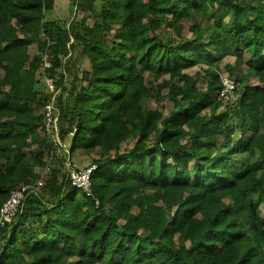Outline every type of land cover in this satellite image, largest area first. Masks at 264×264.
Here are the masks:
<instances>
[{"label": "trees", "instance_id": "16d2710c", "mask_svg": "<svg viewBox=\"0 0 264 264\" xmlns=\"http://www.w3.org/2000/svg\"><path fill=\"white\" fill-rule=\"evenodd\" d=\"M54 4L0 0V206L49 163L43 86L65 88L76 48L84 83L54 105L70 156L98 154L92 194L53 169L0 229V264H264V0H77L69 24ZM230 55L225 101L212 67ZM165 75L175 105L150 119Z\"/></svg>", "mask_w": 264, "mask_h": 264}, {"label": "rangeland", "instance_id": "374dc122", "mask_svg": "<svg viewBox=\"0 0 264 264\" xmlns=\"http://www.w3.org/2000/svg\"><path fill=\"white\" fill-rule=\"evenodd\" d=\"M84 16V13L79 10L77 6V0H55L54 8L51 10H47L45 12V19L46 20H59L61 22L70 23L71 20H80ZM89 22L92 23V19H89ZM187 24L191 22H186ZM165 29L169 30L172 35L173 29L164 27ZM30 52L31 54H34L37 52V45L32 44L30 46ZM68 59V68L65 69L64 75H63V83L65 88H55L57 90L56 97L60 96L61 93L64 92L65 97L68 96V93L70 90H73L76 85L78 88L84 83L82 79V73L84 69H88L90 67L89 60L84 56L80 51L79 48H76L75 50L70 51L67 58ZM228 62L234 63L235 62V56H226L222 60H219L218 65L213 66L212 69L219 70V73L226 74L232 76L234 79L236 77V72L231 73L227 67L226 64ZM246 67V66H244ZM207 66L206 65H196L193 67H190L186 69L185 71L188 72L190 75H193L198 79L200 87L205 88L208 76L206 73ZM1 74V71H0ZM250 84H256L257 79L254 76H251L248 81ZM155 84L157 87L159 86L161 88V92L159 95H156L153 93L152 98L150 99V105L151 108H153L151 112L150 119L153 117L154 109L161 110L164 114H168V112L173 109L174 107V100L170 98V85H169V76L165 75L163 77H160L155 81ZM44 89V95H46L48 92H50L49 88L46 86V84L43 86ZM53 95V96H52ZM51 99H53L54 94L52 93ZM237 97L236 92L234 93L233 100ZM42 108L40 107L39 111L41 112ZM42 138L44 139L45 134L43 131H41ZM46 138V137H45ZM68 141L71 140V138H67ZM49 142V141H48ZM50 143V142H49ZM40 143H37L32 146L31 151L37 152L36 149H38V145ZM48 144V143H47ZM51 144V143H50ZM48 146V145H47ZM69 147L66 146V149L63 147H60L57 145L56 147L54 145H50L49 147V155L46 157V161H48L49 165V174L52 172V170H57L59 172L60 176H63L64 174H67L68 179H70V169L74 167H83L87 166L92 163V160L98 158V154L96 152H85L82 150L76 151L73 154H69ZM260 213L264 215V204L260 207Z\"/></svg>", "mask_w": 264, "mask_h": 264}, {"label": "built area", "instance_id": "2783aa9c", "mask_svg": "<svg viewBox=\"0 0 264 264\" xmlns=\"http://www.w3.org/2000/svg\"><path fill=\"white\" fill-rule=\"evenodd\" d=\"M43 60L45 66H50V58L48 54L43 56ZM220 81L222 84V87L219 90L220 97L225 101L232 100L236 89L235 79L230 75L221 73ZM46 84L50 92L54 94V97L51 101H48L43 108V113L45 116L44 130L50 135V138L57 145L66 149L67 144L60 140L59 113L55 111L54 105V98L56 97L57 90L51 78L46 79ZM73 134L74 131L71 132V135ZM96 167V164H90L83 167L73 166L70 169V180L72 184L83 189L87 194L91 195V174L96 169ZM48 170L49 165L45 166L41 177L36 182L24 183L11 190L9 197L0 206V229L5 226L7 222H10L17 213L22 211L28 196L32 194H39L41 192L43 186L45 185L46 177L49 174ZM96 203L98 204L99 201L96 200Z\"/></svg>", "mask_w": 264, "mask_h": 264}]
</instances>
